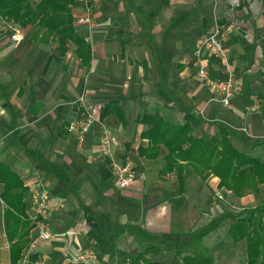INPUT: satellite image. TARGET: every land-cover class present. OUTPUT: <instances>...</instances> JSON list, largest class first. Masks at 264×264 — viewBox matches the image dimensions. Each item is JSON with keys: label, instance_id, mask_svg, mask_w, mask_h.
Listing matches in <instances>:
<instances>
[{"label": "crops", "instance_id": "0c3cea01", "mask_svg": "<svg viewBox=\"0 0 264 264\" xmlns=\"http://www.w3.org/2000/svg\"><path fill=\"white\" fill-rule=\"evenodd\" d=\"M72 6L74 13L84 10ZM212 8L211 0H101L94 28L77 27L88 46L82 56L70 42L44 41L41 33L34 39L32 26L21 27L24 40L16 42L14 27L0 18V264H21L16 259L23 251L12 254L11 246L26 223L32 225L35 176L52 195V239L38 250L46 264H71L68 259L86 250L104 264H132L146 247L154 248L147 258L160 264H183L203 248L212 264H247L245 242L225 240L243 216L232 217L216 202L215 195L230 193L220 179L186 172L181 189L175 173L160 174L165 147L156 160L140 155L149 143L136 118L145 112L159 111L173 124L189 122L198 137L211 138L224 126L243 152L264 132L247 115L245 93L225 106L198 78L196 51L214 31ZM232 22L222 17L219 24L229 33ZM229 37L234 71L233 57L244 51ZM199 61L211 79L225 78L220 57L204 50ZM87 108L97 122L80 146L68 127ZM104 128L118 140L116 156L134 164L137 180L129 188L119 187L99 154ZM249 199L238 200L245 205ZM34 235L32 226L28 243Z\"/></svg>", "mask_w": 264, "mask_h": 264}, {"label": "trees", "instance_id": "16d2710c", "mask_svg": "<svg viewBox=\"0 0 264 264\" xmlns=\"http://www.w3.org/2000/svg\"><path fill=\"white\" fill-rule=\"evenodd\" d=\"M259 1L264 4V0ZM73 2L41 0L35 4L32 0H0V18L14 28L34 27V39L41 33L44 41L70 42L78 47L82 56L88 52V46L77 29L82 25L75 24ZM261 48L264 52V25ZM136 122L145 127L141 138L149 143L146 148H140V155L156 160L161 157V148L165 147L168 153L163 157L160 174L175 173L181 189L189 175L186 172H189L204 181L210 176L219 178V187L237 198L261 193L264 156H253L238 149L226 127L220 126L211 138L198 137L189 122L173 124L159 111L140 113ZM29 224L26 223L24 234L12 244V254L13 250L22 253L28 243L27 235L33 226ZM227 236L233 244L245 242L247 264H264V201L237 219L229 227ZM153 251V247H146L133 258L132 264H160L147 258ZM16 260H21V257ZM183 264H212V260L205 253L183 257Z\"/></svg>", "mask_w": 264, "mask_h": 264}, {"label": "built area", "instance_id": "2783aa9c", "mask_svg": "<svg viewBox=\"0 0 264 264\" xmlns=\"http://www.w3.org/2000/svg\"><path fill=\"white\" fill-rule=\"evenodd\" d=\"M74 2L84 8L82 12L74 13L75 24L85 26L89 30H92L95 26L94 12L101 0H74ZM227 32V29L216 28L211 34L202 39L196 51V56L199 60L202 52L206 50L224 61V79H211L205 66H203L202 63L200 64L201 61L199 60L197 75L207 86L220 94V102L225 106H229L236 94L240 93L244 87L242 80H240L232 70L230 59L223 45V40ZM12 40L16 42L24 40L20 28H14ZM78 102L85 105V96H81ZM258 107V105L252 106L251 111H256ZM96 122V116L87 108L81 118L69 125V133L75 136L80 146H83ZM242 131L246 132L247 130L243 128ZM118 145L117 138L110 130L104 128L99 140V154L103 159L109 160L117 184L120 188L125 189L131 187L136 182L137 175L134 164L130 159L123 161L116 156ZM51 197V192L42 178L40 176H35L32 180L30 201L32 209L31 222L35 230V235L30 239L23 250L21 264H46L45 260L38 255V250L42 243L52 239V232L49 225ZM219 198L222 197L219 196ZM34 257L35 259H33ZM68 262L71 264H104L97 259L94 252L91 250L79 252L73 258L68 259Z\"/></svg>", "mask_w": 264, "mask_h": 264}, {"label": "rangeland", "instance_id": "374dc122", "mask_svg": "<svg viewBox=\"0 0 264 264\" xmlns=\"http://www.w3.org/2000/svg\"><path fill=\"white\" fill-rule=\"evenodd\" d=\"M213 2L212 8V25L211 29L222 28L225 25H220L222 17L230 18L232 22V30L226 33L223 45L228 55L230 54V35H234L235 39L238 40L240 51H244V57L239 58L233 57L234 71L236 76L242 80L244 84V90L236 96H241L244 93L248 97V114L251 118H254L261 122L264 127V52L261 49V40L263 38V25H264V4L259 0H211ZM16 27V26H15ZM17 28H20L17 26ZM239 38V39H237ZM248 50L250 54L248 56ZM251 69V71H248ZM249 72V73H248ZM251 73V74H250ZM252 86H254L252 88ZM248 89H247V88ZM255 88V89H254ZM258 105L256 111H251V107ZM247 130V128H244ZM245 134L246 132L242 131ZM257 138H254V142L258 140V144L264 140V132H258ZM254 145L251 148L244 147L247 150L246 153L253 156H264V143L263 145ZM237 147V146H236ZM242 151V150H241ZM230 192V191H229ZM221 196L222 198H219ZM248 196V195H247ZM250 199L246 201L245 205H242L240 201L231 192L219 193L215 195L216 202L221 203V207L228 209L232 217H238L246 215L255 208L258 204L264 201V186H262L261 193L259 195L249 194ZM216 235V234H215ZM220 239V238H219ZM226 242H231L226 234ZM25 249V248H24ZM202 253H207L205 248L202 249ZM23 259V253H22ZM21 259V263H22Z\"/></svg>", "mask_w": 264, "mask_h": 264}]
</instances>
